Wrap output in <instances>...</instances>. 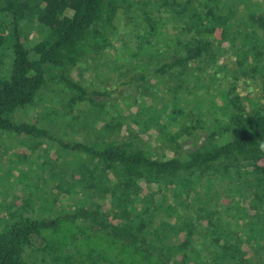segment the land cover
Listing matches in <instances>:
<instances>
[{"label": "trees", "instance_id": "16d2710c", "mask_svg": "<svg viewBox=\"0 0 264 264\" xmlns=\"http://www.w3.org/2000/svg\"><path fill=\"white\" fill-rule=\"evenodd\" d=\"M0 54L1 132L74 155L70 211L0 201V264H264V0H0Z\"/></svg>", "mask_w": 264, "mask_h": 264}, {"label": "rangeland", "instance_id": "374dc122", "mask_svg": "<svg viewBox=\"0 0 264 264\" xmlns=\"http://www.w3.org/2000/svg\"><path fill=\"white\" fill-rule=\"evenodd\" d=\"M39 39V35L36 33L31 34L29 37V42L32 44ZM251 45H256L255 43H251ZM3 49H7V47H3ZM0 54V75L3 77H7L10 73V61L1 57ZM9 69V70H8ZM7 75V76H6ZM155 78V77H154ZM55 82V81H53ZM226 83L221 87L224 88ZM253 91L252 94L257 95L260 92V83L258 81L253 83ZM44 89V88H43ZM42 89V90H43ZM44 91V90H43ZM75 92V91H74ZM240 92H244L240 90ZM67 93V92H66ZM53 95L61 106H64L66 111L70 110L69 100L63 99L50 90H48V95ZM76 96L79 95V92H75ZM243 97L246 94H242ZM69 97V94L67 95ZM75 105L71 110L75 109ZM127 104L124 103L119 104L114 109H118L124 113L127 111ZM29 107V106H27ZM29 110H33V108H21L18 112L12 114L11 120L12 122H20V123H32L34 120L30 119ZM51 122H60L59 118H54L50 116ZM46 128V131H51L54 133L53 129L49 124H43ZM60 130V128H59ZM58 130V131H59ZM0 130V201L1 203H12L16 198L21 200V204L26 203V207L34 206L36 204H41L45 209L44 212L49 214L53 213H62L70 211L73 208L71 204L69 192H59L56 191L55 188V180L54 176L49 173L53 172H61L60 163H63L65 160H69V158H74V155L71 154L69 156V152L64 150V146L62 142L58 143L59 137L56 139L50 137L40 136L42 138H33L30 140H25L22 143V138L20 137L19 141L9 133H2ZM16 137V136H15ZM63 138V137H62ZM70 138V139H69ZM66 144H73L72 141L76 140L75 136L64 137ZM18 150H25V152H21ZM19 153V154H18ZM47 154V155H46ZM52 155H56V158H60L59 161L52 160L50 162L49 157ZM45 162V163H44ZM59 167L58 171H52L54 165ZM68 163H63L66 165ZM69 169L64 166V170ZM65 174L66 179L69 178V174L71 171H63L61 172ZM70 180V179H69ZM69 183L66 184L68 186ZM70 192H73L71 190ZM49 202V203H47ZM54 208V209H53ZM53 209V211L51 210ZM48 214V215H49Z\"/></svg>", "mask_w": 264, "mask_h": 264}]
</instances>
